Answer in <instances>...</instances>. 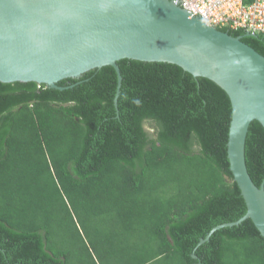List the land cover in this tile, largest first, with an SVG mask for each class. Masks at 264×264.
Listing matches in <instances>:
<instances>
[{"label":"trees","instance_id":"obj_1","mask_svg":"<svg viewBox=\"0 0 264 264\" xmlns=\"http://www.w3.org/2000/svg\"><path fill=\"white\" fill-rule=\"evenodd\" d=\"M221 30L264 56V35ZM117 64V106L111 65L57 87L0 81V264H264L249 218L198 243L246 211L225 90L170 62ZM244 156L259 186L257 120Z\"/></svg>","mask_w":264,"mask_h":264},{"label":"water","instance_id":"obj_2","mask_svg":"<svg viewBox=\"0 0 264 264\" xmlns=\"http://www.w3.org/2000/svg\"><path fill=\"white\" fill-rule=\"evenodd\" d=\"M132 58L179 65L227 93L231 117L226 143L229 169L249 218L264 238V177L252 181L244 156L249 124L264 128V56L231 34L190 16L174 0H0V81H33L57 87L64 78ZM195 256V255H193Z\"/></svg>","mask_w":264,"mask_h":264},{"label":"built area","instance_id":"obj_3","mask_svg":"<svg viewBox=\"0 0 264 264\" xmlns=\"http://www.w3.org/2000/svg\"><path fill=\"white\" fill-rule=\"evenodd\" d=\"M175 1L210 26L264 35V0Z\"/></svg>","mask_w":264,"mask_h":264},{"label":"clouds","instance_id":"obj_4","mask_svg":"<svg viewBox=\"0 0 264 264\" xmlns=\"http://www.w3.org/2000/svg\"><path fill=\"white\" fill-rule=\"evenodd\" d=\"M175 1V0H174ZM176 2V1H175ZM177 3V2H176ZM177 5L179 6V4L177 3ZM190 15V14H189ZM191 16V15H190ZM206 24V23H205ZM208 25V24H207ZM215 28H217V29H220L221 30V28H224V29H228V28H225V27H215ZM228 30H231V29H228ZM225 32H227V31H225ZM241 32H243V31H241ZM228 33V32H227ZM245 35H252V36H255V35H257V34H249V33H245V32H243ZM262 35V34H261Z\"/></svg>","mask_w":264,"mask_h":264}]
</instances>
